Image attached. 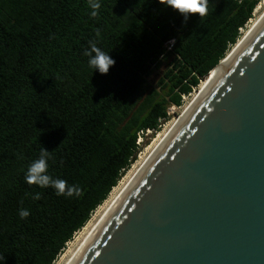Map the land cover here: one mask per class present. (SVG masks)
Segmentation results:
<instances>
[{
	"label": "trees",
	"instance_id": "1",
	"mask_svg": "<svg viewBox=\"0 0 264 264\" xmlns=\"http://www.w3.org/2000/svg\"><path fill=\"white\" fill-rule=\"evenodd\" d=\"M259 1L209 0L206 16L184 21L158 0H99L95 17L89 0H0L4 264H54L132 165L138 138L227 56ZM90 41L115 61L105 75L88 66ZM42 147L49 175L80 196L25 183Z\"/></svg>",
	"mask_w": 264,
	"mask_h": 264
},
{
	"label": "water",
	"instance_id": "2",
	"mask_svg": "<svg viewBox=\"0 0 264 264\" xmlns=\"http://www.w3.org/2000/svg\"><path fill=\"white\" fill-rule=\"evenodd\" d=\"M222 64L74 264H264V16Z\"/></svg>",
	"mask_w": 264,
	"mask_h": 264
},
{
	"label": "clouds",
	"instance_id": "3",
	"mask_svg": "<svg viewBox=\"0 0 264 264\" xmlns=\"http://www.w3.org/2000/svg\"><path fill=\"white\" fill-rule=\"evenodd\" d=\"M158 3L166 8L174 10L184 21H187L191 15H196L201 19L208 14L209 0H158ZM89 6L93 9L90 15L95 17L98 14L96 10L101 7L99 0H89ZM96 35L99 37V31H97ZM84 55L88 57L87 62L92 73L98 72L101 75H105L115 64L110 53H106L101 48L97 47L95 41L89 42V49L84 52ZM50 159V152L42 147L38 158L27 168L24 176L25 183L28 185H36L38 188H47L51 186L55 189V194L57 196L71 197L74 194L80 196L81 190L79 187L67 185L66 181L62 179H54L49 175L48 161ZM32 198L39 200L40 193L36 192ZM28 215L29 211L27 209L19 210V217L21 219L28 217ZM0 259H2V264H4L5 257Z\"/></svg>",
	"mask_w": 264,
	"mask_h": 264
},
{
	"label": "rangeland",
	"instance_id": "4",
	"mask_svg": "<svg viewBox=\"0 0 264 264\" xmlns=\"http://www.w3.org/2000/svg\"><path fill=\"white\" fill-rule=\"evenodd\" d=\"M263 13H264V0H260L252 14V18L249 20L245 28L241 31L239 41L253 27L255 22L258 19H260ZM158 79H159V72L155 70L146 80L149 85L155 86ZM205 79H202L199 86L196 89H194L188 96L183 97L182 105L180 107L170 106L167 109L169 113L168 120L163 123L161 122L158 131H156L155 133H152L151 131L145 132L144 136L141 135L138 138L140 149L135 157V160L132 162V165L125 172L123 177L118 182L117 186L111 190L107 199L91 214L90 219L86 223V225L81 230H79L77 233L74 234L73 239L69 243H67L64 250L60 253L54 264H63L67 260V258L78 246L81 239L88 232V229L97 221V219L99 218L105 207L110 203V201L113 199L116 193L122 188L123 184L131 177V175L138 169V167L144 161V159L148 157L151 150L158 144L160 137L162 138L163 135H166L169 132V130L174 126V123H176V121L180 118L184 110L191 104V102L197 95L200 86L202 85L203 82H205Z\"/></svg>",
	"mask_w": 264,
	"mask_h": 264
},
{
	"label": "bare ground",
	"instance_id": "5",
	"mask_svg": "<svg viewBox=\"0 0 264 264\" xmlns=\"http://www.w3.org/2000/svg\"><path fill=\"white\" fill-rule=\"evenodd\" d=\"M263 16H264V13L260 17V19ZM260 19H258L255 22V24L253 25V27L251 29H253L254 27H256V25L259 23ZM247 33H246V35H247ZM240 41L238 43H240ZM223 64L221 65V68H216L212 72H210L209 80L207 81L205 79V82L202 83V85L200 86V88L198 90V92L200 94L197 93V95L195 96V98L193 99V101L195 99H198V97L202 96V94L204 95V93L210 88V86L212 85V83L214 82V80L218 77V75H220V73H221V71L223 69ZM190 105L184 110V112L182 113V115L180 116V118L176 121V123H174V127L172 128V130L171 129H170L171 131L169 130L170 133L168 132L169 134L167 133L166 135H163L162 138L160 137V140L158 141V144L151 150V152L148 155V157H146V159H144V161L140 164V166L138 167V169L123 184L122 188L116 193V195L113 197V199L110 201V203L105 207V209L102 211V213L99 216V218L97 219V221L88 229V232L81 239V241L78 244V246L75 248V250L71 253V255L67 258V260L63 264H74L78 260L79 256L85 250V248L87 247V245L90 242V240L94 237V235L97 233V231H99L101 229L102 225L108 219L109 216H107V215H109L111 209H114L115 207L118 206V204L120 203V199H121L122 195H124L125 193H127L131 189V187L134 185V183L137 181V179L143 173L144 169L148 166V164L150 163V161H152V159L155 157V155L162 149V147L170 139V137L172 136V134L174 133V131L180 126V124L182 123V121L186 118V116L188 115V113L192 109V108H190L191 107Z\"/></svg>",
	"mask_w": 264,
	"mask_h": 264
},
{
	"label": "built area",
	"instance_id": "6",
	"mask_svg": "<svg viewBox=\"0 0 264 264\" xmlns=\"http://www.w3.org/2000/svg\"><path fill=\"white\" fill-rule=\"evenodd\" d=\"M182 99H183V97H182ZM167 114H168V116H169V113H168V111H167ZM147 132H149V131H147ZM137 143H138V140H137ZM139 144V143H138Z\"/></svg>",
	"mask_w": 264,
	"mask_h": 264
}]
</instances>
